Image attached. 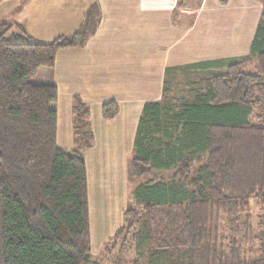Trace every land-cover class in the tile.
<instances>
[{
  "label": "trees",
  "instance_id": "16d2710c",
  "mask_svg": "<svg viewBox=\"0 0 264 264\" xmlns=\"http://www.w3.org/2000/svg\"><path fill=\"white\" fill-rule=\"evenodd\" d=\"M101 18L94 2L76 31L50 42L0 23V264L92 263L82 153L93 139L90 111L73 97L75 148H59L56 86L31 80L53 67L60 49L84 47ZM200 83L193 101L175 111L147 102L138 121L129 175L143 181L114 235H125L121 245L132 242L138 258L151 251L152 264H192L216 215L236 219L250 196L264 199V11L249 53ZM117 112L114 101L101 105L105 119ZM200 153L205 161L193 169L186 157ZM170 170L169 178L152 177ZM260 241L264 247V232ZM262 254L248 261L232 249L224 261L213 254L211 264H264Z\"/></svg>",
  "mask_w": 264,
  "mask_h": 264
},
{
  "label": "crops",
  "instance_id": "0c3cea01",
  "mask_svg": "<svg viewBox=\"0 0 264 264\" xmlns=\"http://www.w3.org/2000/svg\"><path fill=\"white\" fill-rule=\"evenodd\" d=\"M94 2L102 12L96 33L82 48L60 49L53 67H40L31 80L56 86L59 148H75L73 97L89 108L93 139L82 153L91 248L90 220L102 212L109 194L124 196L128 207L133 203L139 183L131 180L129 163L138 121L145 103L161 102L167 70L247 55L263 12L257 0L225 5L199 0L194 11L181 0H0V23L19 24L33 39L50 42L76 31ZM109 101L117 103L118 112L105 119L101 105ZM129 182L133 185L126 188ZM125 210L120 206L123 218Z\"/></svg>",
  "mask_w": 264,
  "mask_h": 264
},
{
  "label": "rangeland",
  "instance_id": "374dc122",
  "mask_svg": "<svg viewBox=\"0 0 264 264\" xmlns=\"http://www.w3.org/2000/svg\"><path fill=\"white\" fill-rule=\"evenodd\" d=\"M198 1L181 0L183 7L192 9V11L197 7ZM209 62L211 63L201 64V66L196 62L189 63L188 66L182 64L178 65L179 68L166 72L161 103L175 111L181 105L193 101L201 86L200 82L207 79L212 73L225 70L226 65L229 63L226 60L223 63H217L215 60ZM245 71H253V67L248 66ZM261 110H263V107H258L256 112ZM252 119L257 120L256 118ZM205 158L206 153L186 157L193 169L201 166ZM172 173V170L154 172L152 177L158 178L163 175L165 178H169ZM131 180L138 183L143 181L142 179L133 178ZM125 184L126 188L133 185L131 182ZM109 197L110 199L104 202L103 207H101L102 212L96 214L90 220L92 231L91 264H152L150 263L151 251L148 249H145L142 256L138 258L132 242L128 243L123 240L124 244L121 245L125 235H122L123 237L120 235L116 237L115 235L109 236L112 231L124 224L120 206L123 205V209L128 208L124 196L114 198L112 194H109ZM233 218L236 219H231L222 213L214 217L211 222L212 227L209 237L199 247L192 264H211L213 254L217 256L218 260L224 261L231 257L232 249L236 250L241 259L248 261L255 260L263 255L262 250H264V247L260 238L261 233L264 232V199L250 196L247 208ZM106 235L109 237L102 240L101 238ZM165 264L177 263L171 260L170 263ZM186 264H189V261Z\"/></svg>",
  "mask_w": 264,
  "mask_h": 264
}]
</instances>
